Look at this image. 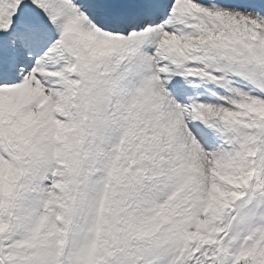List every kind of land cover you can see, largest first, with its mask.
<instances>
[{
  "label": "snow or ice",
  "instance_id": "1",
  "mask_svg": "<svg viewBox=\"0 0 264 264\" xmlns=\"http://www.w3.org/2000/svg\"><path fill=\"white\" fill-rule=\"evenodd\" d=\"M0 264H264V0H0Z\"/></svg>",
  "mask_w": 264,
  "mask_h": 264
}]
</instances>
